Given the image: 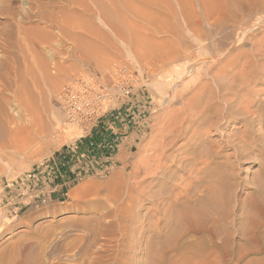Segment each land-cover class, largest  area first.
Instances as JSON below:
<instances>
[{
    "label": "rangeland",
    "instance_id": "rangeland-1",
    "mask_svg": "<svg viewBox=\"0 0 264 264\" xmlns=\"http://www.w3.org/2000/svg\"><path fill=\"white\" fill-rule=\"evenodd\" d=\"M117 1L114 7L125 5V13L115 8L119 16L107 0H0V264H165L172 251L162 242L174 227L167 197L182 200L188 176L199 175L185 158L190 149L184 142L199 114L187 102L210 80L212 56L224 62L228 23L215 10L211 15L216 0ZM100 7L117 18H104ZM10 15L18 26L15 70L6 65L11 55L4 45ZM178 38L183 40L167 60L166 43ZM212 39L220 41L213 52ZM115 63L129 69L128 99L108 106L89 132L63 125L62 87L86 71L106 77ZM258 81L253 90L264 105V72ZM30 119L36 122L31 134ZM256 128L250 157L231 170L239 185L230 191L227 223L209 226L214 243L228 239L229 264L264 257V223L246 221L264 189V125ZM244 130L230 121L207 136L218 140ZM96 131L102 134L94 137ZM80 141L83 147L72 149ZM105 227L119 232L109 237ZM253 235L263 249L240 257L239 247ZM170 239V247L182 252V244L200 235L177 236L175 229ZM173 253L170 261L177 259Z\"/></svg>",
    "mask_w": 264,
    "mask_h": 264
},
{
    "label": "bare ground",
    "instance_id": "bare-ground-1",
    "mask_svg": "<svg viewBox=\"0 0 264 264\" xmlns=\"http://www.w3.org/2000/svg\"><path fill=\"white\" fill-rule=\"evenodd\" d=\"M108 2L112 7V11L110 8H102L103 5L100 7L102 8L100 11L101 16L107 19L109 14L113 12L116 0H107L105 4L108 5ZM219 2V0H216L217 4L213 6L216 7L212 9L211 15L217 11L219 15L222 14L227 19L225 22L228 23V31L224 37L225 39L221 40V44L226 46L223 55L227 56H225L222 64L217 63L215 61L216 57L212 56L211 61L215 70L210 80L195 88L187 102V106L194 107L199 114L192 121L197 123L198 127L196 126L193 133L184 142V145L188 144V149H190L185 158L193 161V172L195 175H199L198 177L188 176V184L184 185L186 192L182 200L173 201V198L167 197L171 200L169 215L173 214L172 221L174 224V227L168 228L171 232L170 235L172 236L176 229L177 236L195 233L200 235V239L197 242L182 244L185 246L184 250L178 252L179 248L170 247L171 239L168 235L162 242L168 244V249L172 251L169 252L166 259H163L162 262L165 264H229L228 259L233 256V253L228 250V239L214 243L213 230L209 226L227 223L233 196L230 191L239 185L231 173L233 164L241 158L250 157L251 148L255 145V136L260 134L259 128H256V126L264 125V105H262L257 93L253 90L254 84L259 82L258 79L264 72V0H224L220 5ZM98 4L100 3L97 2L96 5ZM117 4L119 6L116 7L117 9L119 7L120 11L123 6L125 7L122 4L123 6L120 8V2ZM210 6L212 7V5ZM116 7H114V11L119 16V12L115 10ZM107 10L111 12L108 13ZM121 12L125 13L123 9ZM111 14L113 15V13ZM116 14L113 15L114 18H117ZM122 17H124V14ZM12 18L13 15H10V19ZM15 23V20L12 19L10 22L11 28L5 32L4 45H7V50L11 55V59L6 65L12 68L10 70H15L19 66L16 58L19 46L16 39L18 26ZM111 31L117 32L119 29L112 26ZM100 32H103V30H100ZM182 40L178 38L166 43L163 55L167 60L176 51L174 45L179 46ZM219 42L218 39L215 42L212 39V44H209L212 52L216 51V45ZM245 45H248V47L244 48ZM2 64L5 63L0 61V68H2ZM235 67L238 68L232 72ZM13 73L15 72L13 71ZM2 77L0 73V85L4 78ZM201 93L205 94L200 97ZM203 100L204 105H198ZM193 104H196V106ZM230 121H233L236 125H243L245 130L240 134H234L233 137L223 135L218 140L208 139L207 135L211 133V128L226 126ZM191 125L185 128L186 130L182 132L183 135H186ZM35 126V120L30 119L27 128L28 133L31 134L30 131H36ZM33 132L32 134H34ZM199 135L205 136L204 139L198 141ZM181 137L183 136L181 135ZM229 149L231 152L226 153L225 151ZM150 179L148 185L153 184V178L150 177ZM202 185H204L203 190H199ZM198 192L205 193L194 197ZM249 210L250 213L247 215L246 221L252 227H259L261 223H264V189L259 190L252 203H250ZM118 229L119 227H105V232L109 237H112L115 236L114 234ZM162 234L160 230L155 231L156 236ZM256 239L253 235L247 241V245L244 244L239 247L240 257L261 252L260 249L264 247H260L256 243ZM254 242L256 245L252 244ZM173 251L177 259L170 261ZM253 259H248L244 264L264 262V257H259L257 260Z\"/></svg>",
    "mask_w": 264,
    "mask_h": 264
},
{
    "label": "built area",
    "instance_id": "built-area-1",
    "mask_svg": "<svg viewBox=\"0 0 264 264\" xmlns=\"http://www.w3.org/2000/svg\"><path fill=\"white\" fill-rule=\"evenodd\" d=\"M131 90L125 64H113L106 77L92 71L79 73L60 92L62 123H75L82 132H89L108 106L128 99Z\"/></svg>",
    "mask_w": 264,
    "mask_h": 264
},
{
    "label": "crops",
    "instance_id": "crops-1",
    "mask_svg": "<svg viewBox=\"0 0 264 264\" xmlns=\"http://www.w3.org/2000/svg\"><path fill=\"white\" fill-rule=\"evenodd\" d=\"M101 131H102V129H101ZM100 131V132H101ZM97 134H98V136H100L101 134H102V132L101 133H98V131H96V133L94 134V137H96L97 136ZM83 142H77L73 147H72V149L74 148V147H76V148H80L81 149V147H83ZM81 146V147H80ZM118 153H120L119 151H118Z\"/></svg>",
    "mask_w": 264,
    "mask_h": 264
}]
</instances>
